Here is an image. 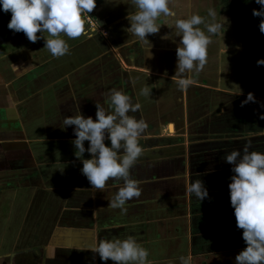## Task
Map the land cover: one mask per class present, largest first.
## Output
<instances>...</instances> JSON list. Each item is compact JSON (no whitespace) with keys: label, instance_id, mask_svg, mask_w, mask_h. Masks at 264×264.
Listing matches in <instances>:
<instances>
[{"label":"crops","instance_id":"0c3cea01","mask_svg":"<svg viewBox=\"0 0 264 264\" xmlns=\"http://www.w3.org/2000/svg\"><path fill=\"white\" fill-rule=\"evenodd\" d=\"M101 6L103 13L98 12L102 7L96 9L102 15L100 32L81 36L77 48L62 37L70 51H78L76 61L53 57L37 41L26 49L27 61H11L0 70V190L14 198L20 189L34 195L21 222L28 216L32 235L27 242L43 245V264H114L88 248L129 235L149 251L152 264H181V256H191V264H236L247 245L230 203L233 165L223 158L233 150L242 153L248 140L249 151L264 153V85L255 74H246L251 90L221 87L236 85L248 64L239 28L211 36L207 65L198 75L189 74L196 82L181 90L171 79L182 35L175 21L209 16V9L220 19L218 0H172L176 15L157 21L159 32L147 37L151 49L127 32L126 17L137 8L110 19ZM199 27L208 34L204 25ZM233 33L239 44L224 47ZM146 86L150 97L141 95ZM113 88L141 105L129 115L149 125L140 140L144 153L131 169L142 195L126 202V214L109 207L118 191L112 180L103 190L92 189L75 156V126L63 125L65 117L79 111L95 121V104L107 109L105 94ZM248 93L257 102L241 107ZM105 144L110 147V140ZM90 158L86 151L83 159ZM197 179L208 191L203 201L186 193Z\"/></svg>","mask_w":264,"mask_h":264},{"label":"clouds","instance_id":"9594fccd","mask_svg":"<svg viewBox=\"0 0 264 264\" xmlns=\"http://www.w3.org/2000/svg\"><path fill=\"white\" fill-rule=\"evenodd\" d=\"M132 2L138 10L126 17L131 25L127 32L151 49L152 45L147 37L159 32L157 21L162 17L176 15L170 8L172 0ZM255 3L261 9H253L252 15L262 18L259 31L264 34V0H255ZM0 5L5 13L11 12L9 30L24 33L31 43L44 39L45 48L55 58L70 54L69 44L61 38L62 35L70 39L87 35L84 17L89 16L97 7L96 0H0ZM208 15L215 20L216 13L213 9H209ZM200 25L205 26L208 34ZM174 26L182 35L176 49V71L171 79L177 82L181 90H186L196 82L189 74L194 72L198 75L208 63V48L213 43L211 36L222 34L224 26L220 23H206L205 17L196 14L187 19L176 20ZM38 33L41 35H37ZM45 34L49 38L46 39ZM261 65H264V59L257 61V66ZM151 94L150 87L146 86L141 90V95L145 97H150ZM105 96L107 109L96 103L95 121L92 117L85 118L79 111L75 116L65 117L63 125L64 128L75 126L76 139L72 141L76 149L75 156L81 160V172L92 189L103 190L109 180H112L118 191L109 207L120 209L126 214V202L142 195L140 182L131 178V169L144 153L140 140L149 125L143 118L138 120L129 115L130 112L140 110L141 105L133 104L132 98L123 90L113 88ZM249 102H257L253 93H248L247 98L241 102V107ZM260 119H264V116ZM261 133L264 134V131ZM106 139L110 140V147L106 146ZM85 141L89 142L87 149ZM251 147L252 141L248 140L242 153L233 150L223 158L226 163L233 165L231 171L234 175L228 185L230 203L234 209L237 228L243 230L242 239L247 245L236 255V264H264V153L249 151ZM86 151L92 158L83 159ZM120 181H123L122 186ZM186 193L197 201L208 197V191L200 179L191 182ZM105 227L108 228L107 225ZM88 250L99 254L102 261L111 260L114 264H152L148 259L149 251L131 235L123 240L114 237L100 240L98 244L94 242ZM213 254L219 259L217 254ZM191 259V256L180 257L181 264H191Z\"/></svg>","mask_w":264,"mask_h":264},{"label":"rangeland","instance_id":"374dc122","mask_svg":"<svg viewBox=\"0 0 264 264\" xmlns=\"http://www.w3.org/2000/svg\"><path fill=\"white\" fill-rule=\"evenodd\" d=\"M135 9H136V6L133 5L132 0H130L129 2L127 0H121L120 2L118 0H108L104 4V11L108 13L109 15L108 17L110 19H116L124 14H128L134 11ZM102 10H103V7L101 11L98 10V12L103 13ZM100 13L99 15H96V10H94L92 13H89V15L92 16L96 21H99L100 17L102 16L100 15ZM227 16L224 14V16L223 15L220 16V19L217 16V20L216 19L213 20L212 17H209V16H206L205 18H206L207 23H220L224 26L223 27L224 30H230V29L232 30L233 29L232 27L237 26V21L235 23V21L227 18ZM18 39H23V37L22 36L19 37L18 35L15 36V35H8V34L7 35L0 34V43H1L0 59L7 58L6 61H10L9 58H13V55H11V53L13 51L14 46L18 45V42H19ZM78 40L79 38L72 39L71 46H74V48H77ZM242 40H243V35H242ZM239 42H240L239 35L236 33H233V34H230L229 38L227 39V44L224 45V47L229 48L228 46L232 47L233 45L239 44ZM33 45H35V43ZM36 51H38V49ZM20 52L22 53V51ZM77 52H78L77 50H71L70 54H67L60 58L64 60L63 58L66 59L67 57H70L71 61H76ZM247 52L248 51L246 50L245 55L249 56V53ZM225 55L226 56L228 55L230 57L231 53L225 54ZM26 59L27 57L24 56L23 54H18L17 59L14 58L13 61H20V60L27 61ZM0 61H5V60H0ZM247 61H248V64H247L248 66L244 65L243 68H241L240 74L238 76L239 80L237 84L236 85L223 84L221 85L223 90H229V91L251 90L249 89L248 83L246 81V78H247L246 74H249V75L255 74L257 76L256 79H259L260 84L262 86L264 85V66H262L260 69L255 68V70L252 71V68H251L252 64L249 60ZM242 79H244L245 82H241ZM206 107H210V105ZM163 133L171 134L169 131H167V129H165ZM1 188L3 187H0V189ZM2 190L5 191L6 189H2ZM13 196L14 195L9 194V193L4 195V193H2V191L0 190V264H18V262H21V260L22 262H25L22 257L25 254L24 252L26 250H29L30 248H34V246L36 245L39 246L41 244L39 241L27 242L28 235L29 234L32 235V231H31L32 227H29V225H27L28 216H26V220H24L25 224L23 223L21 225V222L23 221V216L27 212L26 208L30 204V197L31 196L33 197L34 195L27 193L23 189H20L18 193L16 194V197L14 198ZM38 197L41 200L44 199L42 198V195H38ZM41 200L39 201V203H36V205H39L41 203ZM28 213H30V210H28Z\"/></svg>","mask_w":264,"mask_h":264},{"label":"flooded vegetation","instance_id":"af4514ba","mask_svg":"<svg viewBox=\"0 0 264 264\" xmlns=\"http://www.w3.org/2000/svg\"><path fill=\"white\" fill-rule=\"evenodd\" d=\"M108 0H96L97 7L105 4ZM119 2L121 0H118ZM128 2L130 0H127ZM133 3V2H132ZM134 5V4H133ZM218 8L220 9V13H224L227 18L237 21V27L239 28L240 33L243 35V42H244V52L246 54V50L249 53V56L245 55V61L249 60L252 64V71L255 68L260 69L262 66H257V61L264 59V34L259 31V24L261 22V17H254L252 15L253 9L260 10L261 6L255 3V0H218ZM95 9V10H96ZM87 16V15H86ZM86 16L84 17L86 21ZM90 16V15H89ZM88 16V17H89ZM91 18L97 25V29L90 28L88 23L86 22V30L88 34H93L92 31L97 30L100 32L101 25L92 17ZM11 20V12L5 13L2 9V5H0V34L1 35H15L19 37H23V39H18V45L14 46L11 55L13 58H9L10 61H6L7 58H3L0 60V70H3L4 67L11 65V61L17 59L18 54H23L24 56L28 57L27 48L32 49L34 43L29 42L27 37L24 33H14L13 31L9 30L8 24ZM90 32V33H89ZM37 35H41L38 33ZM64 36H61V38ZM45 38H49L47 34H45ZM42 43H45L44 39L39 40ZM15 42V40H14ZM1 45V43H0ZM22 51V53L20 52ZM20 57V56H19ZM12 67L9 68L10 74L12 73ZM11 77V76H10ZM43 245L34 246V248H30L26 250L23 254V259L25 262H18V264H43L44 260V252L42 251ZM29 254V255H28ZM21 258V257H20Z\"/></svg>","mask_w":264,"mask_h":264},{"label":"built area","instance_id":"2783aa9c","mask_svg":"<svg viewBox=\"0 0 264 264\" xmlns=\"http://www.w3.org/2000/svg\"><path fill=\"white\" fill-rule=\"evenodd\" d=\"M86 22L88 23L90 28H93V29L98 28L96 23L91 18H89L88 16H86Z\"/></svg>","mask_w":264,"mask_h":264}]
</instances>
